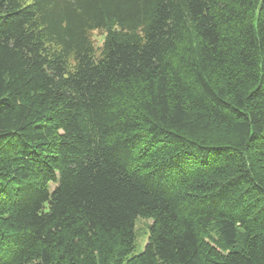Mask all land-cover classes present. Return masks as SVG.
Masks as SVG:
<instances>
[{
	"label": "trees",
	"instance_id": "1",
	"mask_svg": "<svg viewBox=\"0 0 264 264\" xmlns=\"http://www.w3.org/2000/svg\"><path fill=\"white\" fill-rule=\"evenodd\" d=\"M0 264H264V0H0Z\"/></svg>",
	"mask_w": 264,
	"mask_h": 264
},
{
	"label": "rangeland",
	"instance_id": "2",
	"mask_svg": "<svg viewBox=\"0 0 264 264\" xmlns=\"http://www.w3.org/2000/svg\"><path fill=\"white\" fill-rule=\"evenodd\" d=\"M91 39L97 47L101 46L103 36L100 32L94 31L91 33ZM151 224V220L137 218L134 223V249L132 255H136L143 250L146 242L147 227Z\"/></svg>",
	"mask_w": 264,
	"mask_h": 264
}]
</instances>
